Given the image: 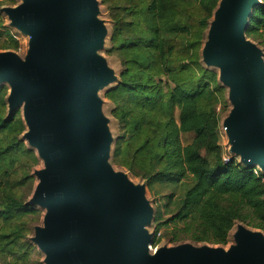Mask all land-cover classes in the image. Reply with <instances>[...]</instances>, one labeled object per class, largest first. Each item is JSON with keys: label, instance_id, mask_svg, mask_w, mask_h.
<instances>
[{"label": "water", "instance_id": "1", "mask_svg": "<svg viewBox=\"0 0 264 264\" xmlns=\"http://www.w3.org/2000/svg\"><path fill=\"white\" fill-rule=\"evenodd\" d=\"M261 2L219 0L201 55L228 90L226 155L264 175V57L246 36ZM1 10L29 36L24 57L0 52V85L9 86V113L22 108L24 138L44 165L28 201L45 210L31 237L44 264H264V234L243 225L227 249L151 251L146 186L109 163L113 137L99 91L119 77L101 54L98 0H21Z\"/></svg>", "mask_w": 264, "mask_h": 264}, {"label": "trees", "instance_id": "2", "mask_svg": "<svg viewBox=\"0 0 264 264\" xmlns=\"http://www.w3.org/2000/svg\"><path fill=\"white\" fill-rule=\"evenodd\" d=\"M101 1L111 7L110 50L123 65L119 81L105 93L121 125L113 160L151 183L190 175L192 185L180 210L161 223L193 220L199 241L224 243L237 220L249 218L254 227L264 228V180L236 158L223 160L213 101L223 87L199 62L203 32L219 0ZM246 33L254 39L264 33V0L253 10ZM5 94L0 87V131L21 130L17 114L3 120ZM182 134L193 137L182 144ZM31 209L11 195L0 219L6 223ZM11 229L0 231V252L15 247L21 236L22 231Z\"/></svg>", "mask_w": 264, "mask_h": 264}, {"label": "rangeland", "instance_id": "3", "mask_svg": "<svg viewBox=\"0 0 264 264\" xmlns=\"http://www.w3.org/2000/svg\"><path fill=\"white\" fill-rule=\"evenodd\" d=\"M98 1L99 18L105 22L107 28V34L101 54L106 58L108 65L119 77L123 69L122 61L117 54L110 50V37L114 26L111 17V7L110 5L103 3L101 0ZM20 2L21 0H0V52L14 51L21 57H24L28 50L29 36L13 26L8 16L1 10L4 6H15ZM262 3L263 0L261 4ZM207 27L203 32V38L199 47V62L206 70L215 74L216 83L221 85L218 79V68L207 66L202 60L201 51L207 36ZM246 36L262 49L264 57V33H260L257 36V39L252 38L247 35V33ZM112 86H114V84L99 91V96L102 99V112L108 119L107 125L113 137L109 163L116 171L126 173L134 183L145 184L146 186V197L150 201L154 211L153 219L148 226L149 232L153 234L151 251L164 246L173 247L186 243L198 246H218L227 249L234 243L233 233L236 231L238 225H243L248 229L260 231L264 234V228L254 227L249 222L250 219L247 218L244 221L237 220L235 222L224 243H213L206 240L199 241L196 239V236L198 235V226L195 221L192 222L193 220H187L186 222L176 220L169 221L166 224L161 223L165 222L168 218H171L180 210L181 200L186 190L192 185V177L186 175L178 181L164 180L159 182L154 180L153 183H151L149 178L145 177L137 170H129L113 160V152L121 134V125L119 120L113 114L116 105L105 97V93ZM0 87L5 88L6 90V94L3 96V102L5 104L3 120L8 118L11 114H17L15 119L20 118L23 124L21 130L20 128L18 130L15 126L9 130L0 131V210L3 209L7 197L11 195L17 198L26 208H32L31 212L23 216H18L6 223H3L0 219V231L10 232V230H12L11 228L20 232L22 231V233H19L21 236L17 239L15 247L8 246L0 252V264H44V254L31 242V237L34 235L35 227L43 224L45 210L38 206L28 204V201L38 183L35 171L43 168L44 165L43 161L37 155L36 150L32 148L24 138L26 126L22 120V108L20 107L16 111L9 113L7 105L9 86L8 84L3 83ZM210 87L215 88V85L211 83ZM222 87L223 91L215 94L213 101H215L214 106L218 116V142L221 146L222 153L226 155L228 151V139L223 127V120L229 113L231 104L228 100L227 88L224 86ZM174 116L175 118L178 117V110H175ZM192 137V134H182L180 137L181 143L186 144L190 142ZM200 153L202 156H207V153L204 150H201ZM252 219L253 215L251 216V220ZM253 221L259 222V218L256 217ZM11 248L12 250H15L14 254L8 252ZM25 251L28 252L27 255H23Z\"/></svg>", "mask_w": 264, "mask_h": 264}, {"label": "built area", "instance_id": "4", "mask_svg": "<svg viewBox=\"0 0 264 264\" xmlns=\"http://www.w3.org/2000/svg\"><path fill=\"white\" fill-rule=\"evenodd\" d=\"M228 159H230V157H228L227 155H224L223 160L224 161H228ZM253 172L257 175V176H261L262 180H264V175L261 174V172L257 169V168H253Z\"/></svg>", "mask_w": 264, "mask_h": 264}]
</instances>
